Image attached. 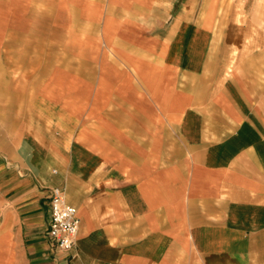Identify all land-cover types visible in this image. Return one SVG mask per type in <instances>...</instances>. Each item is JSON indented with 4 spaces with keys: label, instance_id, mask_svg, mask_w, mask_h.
Returning a JSON list of instances; mask_svg holds the SVG:
<instances>
[{
    "label": "crops",
    "instance_id": "0c3cea01",
    "mask_svg": "<svg viewBox=\"0 0 264 264\" xmlns=\"http://www.w3.org/2000/svg\"><path fill=\"white\" fill-rule=\"evenodd\" d=\"M264 0H0V264H264ZM77 210L47 235L51 190Z\"/></svg>",
    "mask_w": 264,
    "mask_h": 264
},
{
    "label": "built area",
    "instance_id": "2783aa9c",
    "mask_svg": "<svg viewBox=\"0 0 264 264\" xmlns=\"http://www.w3.org/2000/svg\"><path fill=\"white\" fill-rule=\"evenodd\" d=\"M50 206V223L47 235L58 248L69 251L78 234L77 210L65 204L64 194L59 188L51 190Z\"/></svg>",
    "mask_w": 264,
    "mask_h": 264
},
{
    "label": "rangeland",
    "instance_id": "374dc122",
    "mask_svg": "<svg viewBox=\"0 0 264 264\" xmlns=\"http://www.w3.org/2000/svg\"><path fill=\"white\" fill-rule=\"evenodd\" d=\"M261 21H262V23H264V17H261Z\"/></svg>",
    "mask_w": 264,
    "mask_h": 264
}]
</instances>
